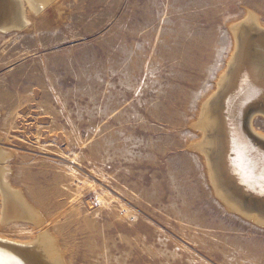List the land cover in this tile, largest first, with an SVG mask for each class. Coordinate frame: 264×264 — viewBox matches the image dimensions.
Returning a JSON list of instances; mask_svg holds the SVG:
<instances>
[{
    "label": "rangeland",
    "instance_id": "rangeland-1",
    "mask_svg": "<svg viewBox=\"0 0 264 264\" xmlns=\"http://www.w3.org/2000/svg\"><path fill=\"white\" fill-rule=\"evenodd\" d=\"M39 6L0 33V141L18 155L20 209L43 216L66 264H264V223L229 209L189 148L231 28L264 26V0ZM21 219L25 240L43 229Z\"/></svg>",
    "mask_w": 264,
    "mask_h": 264
},
{
    "label": "bare ground",
    "instance_id": "bare-ground-1",
    "mask_svg": "<svg viewBox=\"0 0 264 264\" xmlns=\"http://www.w3.org/2000/svg\"><path fill=\"white\" fill-rule=\"evenodd\" d=\"M52 1L0 0V33L29 24L32 11L37 12L39 5L47 6ZM231 29L233 47L227 65L199 106L197 119L191 124L196 138L189 148L202 159L215 193L225 205L262 224L264 132L255 128L249 115H255L254 110L264 116V26L258 18L247 17ZM255 101L259 104L250 109L249 104ZM5 144L6 141H0V264H66L65 253L48 225H44L43 216L29 205L28 210L20 209L23 194L7 180L11 176L7 173L16 170L13 157L17 154ZM21 217L33 221L36 227L42 225L43 229L30 240L21 238L10 231Z\"/></svg>",
    "mask_w": 264,
    "mask_h": 264
},
{
    "label": "water",
    "instance_id": "water-1",
    "mask_svg": "<svg viewBox=\"0 0 264 264\" xmlns=\"http://www.w3.org/2000/svg\"><path fill=\"white\" fill-rule=\"evenodd\" d=\"M262 62H264V58H262ZM260 103L262 104V102H260ZM258 104H259V102L255 101L254 103H250L248 107H250V109H251L255 105H258ZM245 120H246V118H244V120H242L243 122L241 123V128L240 129H241L242 132H245L244 131L245 130ZM254 148H257V143L256 142L254 143ZM260 202L264 203V201H260ZM261 210L264 211L263 209H261Z\"/></svg>",
    "mask_w": 264,
    "mask_h": 264
}]
</instances>
